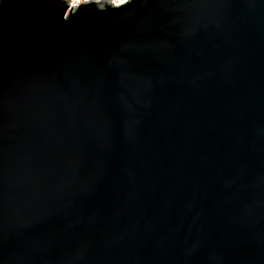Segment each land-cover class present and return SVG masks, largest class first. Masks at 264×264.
Returning a JSON list of instances; mask_svg holds the SVG:
<instances>
[{
  "label": "water",
  "instance_id": "1",
  "mask_svg": "<svg viewBox=\"0 0 264 264\" xmlns=\"http://www.w3.org/2000/svg\"><path fill=\"white\" fill-rule=\"evenodd\" d=\"M0 264H264V0H0Z\"/></svg>",
  "mask_w": 264,
  "mask_h": 264
}]
</instances>
